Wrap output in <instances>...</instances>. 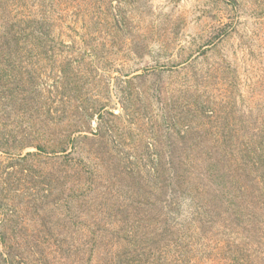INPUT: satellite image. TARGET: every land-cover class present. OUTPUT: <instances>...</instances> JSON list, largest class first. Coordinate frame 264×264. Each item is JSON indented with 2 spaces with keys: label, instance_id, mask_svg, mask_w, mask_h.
Masks as SVG:
<instances>
[{
  "label": "rangeland",
  "instance_id": "374dc122",
  "mask_svg": "<svg viewBox=\"0 0 264 264\" xmlns=\"http://www.w3.org/2000/svg\"><path fill=\"white\" fill-rule=\"evenodd\" d=\"M0 264H264V0H0Z\"/></svg>",
  "mask_w": 264,
  "mask_h": 264
}]
</instances>
